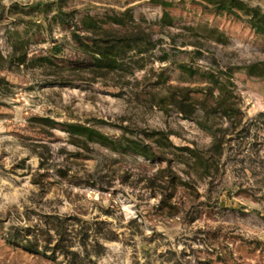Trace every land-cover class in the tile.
Listing matches in <instances>:
<instances>
[{"label":"rangeland","instance_id":"374dc122","mask_svg":"<svg viewBox=\"0 0 264 264\" xmlns=\"http://www.w3.org/2000/svg\"><path fill=\"white\" fill-rule=\"evenodd\" d=\"M39 1H53L52 9L32 7ZM230 1L66 0L65 9L92 15L131 10L157 45L140 60L143 68L97 80L61 60L12 62L0 70V264H60L6 239L10 224L33 223L45 210L109 222L118 236L105 241L99 264H264V74L240 68L227 84L232 117L215 118L225 132L219 161L210 133L162 103L186 87L202 98L208 72L221 78L228 66L262 69L264 33L250 25L246 10L264 14V0H238L228 12L222 6ZM55 6L56 0H0L3 54L24 38L29 56L77 60L70 32L53 20ZM69 121L106 138L72 136ZM156 131L175 147L211 155L210 171L194 173L191 163H179L181 152L158 143ZM134 141L152 159L127 150ZM167 166L178 183L163 188L173 194L161 205Z\"/></svg>","mask_w":264,"mask_h":264},{"label":"trees","instance_id":"16d2710c","mask_svg":"<svg viewBox=\"0 0 264 264\" xmlns=\"http://www.w3.org/2000/svg\"><path fill=\"white\" fill-rule=\"evenodd\" d=\"M204 1L217 3L213 0ZM65 2L66 0H56L52 17L54 21L70 32L73 47L78 52L77 60L66 57L58 58L51 53L29 56V49L26 48L29 40L23 38L12 42L10 54L4 55L0 50V70L6 69L12 62L18 65L31 62L41 66L53 65L61 60L70 65L78 64L82 69H86L92 80L105 79L114 73L128 76L132 75L134 69H142L144 65L139 63L142 57L157 47L150 31H146L134 22L129 9L125 11L112 10L111 13L106 11L102 14L95 13L92 15L78 8L67 10L63 7ZM234 3L240 4L238 0H231L222 7L231 12ZM52 4L53 1H39L32 7H37L45 12L52 9ZM18 5V2L13 3L11 9L18 7ZM246 13L250 25L264 33V14H261L258 8H247ZM2 18L4 15L0 14V20ZM19 50L22 51L17 56ZM160 60L166 59L161 58ZM259 65L256 63L245 67L228 66L225 70H221L220 73L224 76L221 78L219 74L208 72L205 75L207 84L200 91L203 94L202 98L191 97L192 89L186 87L179 89L180 97H176L174 92H170L162 99V103H166L165 106H173L178 113L185 118L194 120L202 130L210 133L212 136L210 149L214 150L217 161L222 156L221 149L225 142V132L215 128V118L230 119L232 117L229 106L225 105L227 84H233L232 77L240 68L248 76H262L264 74V62L261 64L262 69L257 71ZM1 80L4 79L0 76ZM214 88L217 91L215 97L213 96ZM208 96L213 99L212 105L208 103ZM238 124H241V120L238 121ZM66 130L72 136L82 135L90 139V142H102L106 138L99 131L79 121L67 122ZM243 130L244 127L242 126L241 131ZM152 134H156L158 143L163 144L164 142V146H172L180 151L179 163L183 165L191 163L190 167L194 173H199L201 170L206 174L210 171L213 165L209 158L211 155L206 156V153H202L195 147H175L168 139L169 135L162 131H156ZM125 146L127 150L133 153L136 152L147 159H152L150 150L144 145L134 141L125 143ZM163 172L166 175L160 176L161 182L159 183L161 205H165L173 194L172 190L167 196L163 188L171 189L173 187L175 189L178 183L173 180V175L176 173L171 167L167 166ZM179 181L186 184L182 178H179ZM7 228L5 234L9 242L19 245L27 251L47 255L60 264H99L98 259L106 251L105 241L116 240L118 236L106 220H90L76 213L62 214L58 211L47 210L39 212L36 221L33 223L10 224Z\"/></svg>","mask_w":264,"mask_h":264}]
</instances>
